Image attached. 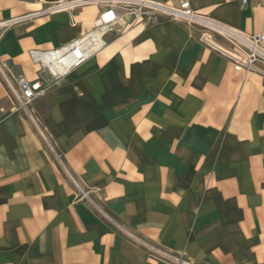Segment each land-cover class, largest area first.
Returning <instances> with one entry per match:
<instances>
[{
  "label": "crops",
  "instance_id": "1",
  "mask_svg": "<svg viewBox=\"0 0 264 264\" xmlns=\"http://www.w3.org/2000/svg\"><path fill=\"white\" fill-rule=\"evenodd\" d=\"M187 1L206 22L264 32L259 0ZM50 3L0 0L10 76L37 78L27 52L87 36L102 12ZM116 12L104 46L28 107L53 152L0 79V264H170L101 212L195 264H264V74L236 70L199 25Z\"/></svg>",
  "mask_w": 264,
  "mask_h": 264
},
{
  "label": "built area",
  "instance_id": "2",
  "mask_svg": "<svg viewBox=\"0 0 264 264\" xmlns=\"http://www.w3.org/2000/svg\"><path fill=\"white\" fill-rule=\"evenodd\" d=\"M248 1L249 0H240L241 6L246 7ZM259 1L264 6V0ZM134 2L137 3L136 8L131 9V6L135 4ZM52 3L54 5L47 9V13L69 12L75 8L90 4L92 1L58 0ZM97 4L102 7V12L99 14L95 24V28H99L103 31L99 39V44L93 41V37H81L65 47L47 50H29L27 52L28 59L32 65L38 68V77L33 80H29L22 75L10 76L8 63H0V79L4 81L11 97L16 102L17 108L27 112V116L37 129L40 138L50 152H53V147L34 121L31 113L28 112V107L34 99L43 94L48 85L61 79L70 71L78 68L104 46L103 37L106 34L113 32L114 27L117 25V6H121L124 10L131 11L135 20H142L145 17L150 22H156V11L161 10L169 17L184 22L187 25H199L203 31L207 32V34L212 32L220 35L229 43L231 50L225 51L212 44L211 41H209L210 37H202V40L208 45L213 46L219 52L228 56L233 62L236 70L255 71L264 74L262 69H260L262 67L264 68V32L242 37L237 32L226 31L230 30L226 25L216 22H206V20L197 16L190 9L187 0H179L176 9L163 8L158 5H153L152 3H149V1L142 2L134 0H118L115 2ZM92 34L93 33H90L91 36ZM44 77H47L48 81H46ZM72 184L78 187L74 181H72ZM102 215L114 225L120 227L107 214L103 213ZM120 229L136 244L145 247L153 253L161 255L160 260L169 263H172L173 261L178 262L176 259L172 260L169 258L168 254L158 251L154 246L135 238L129 231L124 230L122 227H120Z\"/></svg>",
  "mask_w": 264,
  "mask_h": 264
},
{
  "label": "rangeland",
  "instance_id": "3",
  "mask_svg": "<svg viewBox=\"0 0 264 264\" xmlns=\"http://www.w3.org/2000/svg\"><path fill=\"white\" fill-rule=\"evenodd\" d=\"M65 1H67V0H65ZM52 3V2H51ZM88 7H94V6H86V8H88ZM85 8V7H84ZM132 13V12H131ZM202 35H204V36H202ZM202 37H210V39H209V41H211V35L210 34H207V32H205V31H201V34H200V36H199V41L201 42V43H203L204 45H206V46H208V47H211V48H214L213 46H211V45H208L206 42H204L203 40H202ZM211 43H212V41H211ZM212 44H214V43H212ZM215 45V44H214ZM216 46V45H215ZM217 47V46H216ZM214 49H216V48H214ZM217 50V49H216ZM218 51V50H217ZM221 53V52H220ZM224 55V54H223ZM226 56V55H225ZM228 57V56H227ZM229 58V57H228ZM230 60V59H229ZM231 61V60H230ZM232 62V61H231ZM233 63V62H232ZM102 214H103V212H101ZM119 229H120V227H119ZM124 230H126V229H124ZM131 233V232H130ZM123 234L128 238V239H130L124 232H123ZM132 234V233H131ZM133 235V234H132ZM135 238H137L135 235H133ZM137 239H139V238H137ZM130 240H132V239H130ZM141 240V239H140ZM133 241V240H132ZM143 241V240H142ZM134 242V241H133ZM135 243V242H134ZM148 244V243H147ZM138 245V244H137ZM151 245V244H150ZM140 246V245H139ZM152 246H154V245H152ZM141 247H143V246H141ZM158 251H160V252H163V253H166V254H168V256H169V258H171L172 260H178V262H175V261H173L172 263H170V264H195V263H192V262H190L189 260H186V259H184L182 256H180V255H175V254H173V253H170V252H168V251H165L164 249H162V248H160V247H158V246H154ZM146 251H148V253H150L151 255H153V256H155L157 259H159V261H162V260H160V256L161 255H159L158 253H153V252H151V251H149L148 249H146L145 247H143ZM170 259V260H171ZM168 261V260H167ZM163 262H166V261H163ZM166 263H169V262H166Z\"/></svg>",
  "mask_w": 264,
  "mask_h": 264
},
{
  "label": "bare ground",
  "instance_id": "4",
  "mask_svg": "<svg viewBox=\"0 0 264 264\" xmlns=\"http://www.w3.org/2000/svg\"><path fill=\"white\" fill-rule=\"evenodd\" d=\"M92 2H95V3H107V2H115V1H118V0H91ZM141 1V0H140ZM143 2V1H142ZM52 5H54L53 3H50V6L49 7H51ZM171 9V8H170ZM54 13H57V12H54ZM201 19H203L202 17H201ZM203 20H205V19H203ZM117 22H118V20H117ZM229 29L230 30H226V31H233V32H237L239 35H241L242 37H245V36H243L240 32H238V31H236V30H234V29H232V28H230L229 27ZM222 30V29H221ZM223 32V31H222ZM91 33H93L92 34V36L90 35V34H88L87 36H85V37H87V38H90V37H93V41H95V43H97V44H99V39H100V36H101V34L103 33V31H101L99 28H95L94 30H93V32H91ZM90 35V36H89Z\"/></svg>",
  "mask_w": 264,
  "mask_h": 264
},
{
  "label": "trees",
  "instance_id": "5",
  "mask_svg": "<svg viewBox=\"0 0 264 264\" xmlns=\"http://www.w3.org/2000/svg\"><path fill=\"white\" fill-rule=\"evenodd\" d=\"M48 2H55V1H58V0H46Z\"/></svg>",
  "mask_w": 264,
  "mask_h": 264
}]
</instances>
